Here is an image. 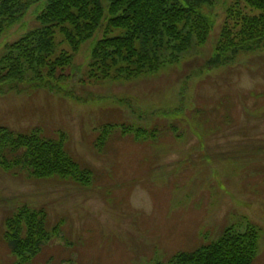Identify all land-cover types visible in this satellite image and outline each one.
I'll return each mask as SVG.
<instances>
[{
    "label": "rangeland",
    "instance_id": "obj_1",
    "mask_svg": "<svg viewBox=\"0 0 264 264\" xmlns=\"http://www.w3.org/2000/svg\"><path fill=\"white\" fill-rule=\"evenodd\" d=\"M35 2L0 37V57L38 26L46 0ZM233 2L201 8L211 27L204 44L192 39L178 54L162 41L161 67L126 80L110 60L106 72L92 71L96 44L119 33L106 32L105 4L101 25L74 54L56 31L58 54L73 56L64 80L49 78L51 89L28 76L12 90L2 85L0 128L62 135L92 179L35 180L0 167V264L26 255L16 256L3 238L5 219L22 206L44 210L48 231L60 227L26 264H172L229 229L256 230L253 264H264V40L208 69L223 27L232 30ZM122 128L154 137L137 141Z\"/></svg>",
    "mask_w": 264,
    "mask_h": 264
},
{
    "label": "trees",
    "instance_id": "obj_2",
    "mask_svg": "<svg viewBox=\"0 0 264 264\" xmlns=\"http://www.w3.org/2000/svg\"><path fill=\"white\" fill-rule=\"evenodd\" d=\"M38 0H31V2ZM35 2V3H36ZM212 0H46L37 14L38 26L27 35L5 46L0 57V92L2 85L9 90L24 76L39 80L51 89L49 78L64 80L62 71L72 61V54L57 52L54 35L59 31L64 41L77 52L93 31L101 25L104 6H108L107 34L92 51V71L108 70V61L116 73L126 79L137 78L159 69L157 60L163 50L162 41L176 53L188 49L191 40L200 45L209 36L210 20L200 10ZM31 3V4H32ZM30 0H0V37L24 17ZM248 12V13H247ZM253 12V15H249ZM232 20L220 35L208 69L214 70L233 61L240 50L257 48L264 40V0H235L227 11ZM233 34V35H232ZM163 55V53H162ZM28 74V75H27ZM3 92V91H2ZM111 129L105 127V129ZM113 129V127H112ZM104 130V129H103ZM105 131H102V133ZM134 140L152 139L154 133L143 129H121ZM0 167L15 175L35 180L58 178L76 184H87L92 172L74 162L65 148L62 135L51 140L37 133L14 135L0 128ZM3 235L11 252L26 264L44 242L59 236L60 227L48 231L44 210L17 208L4 221ZM256 230L235 234L225 230L215 244L202 247L190 254H181L172 264H253L256 258ZM20 253V254H19ZM18 256V257H19Z\"/></svg>",
    "mask_w": 264,
    "mask_h": 264
}]
</instances>
